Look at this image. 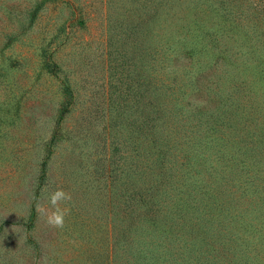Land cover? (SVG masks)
<instances>
[{"label":"trees","instance_id":"1","mask_svg":"<svg viewBox=\"0 0 264 264\" xmlns=\"http://www.w3.org/2000/svg\"><path fill=\"white\" fill-rule=\"evenodd\" d=\"M71 5L67 26L85 13ZM144 12L113 48L130 66L110 125L127 130L111 160L115 264H264V0H146ZM67 80L60 116L75 102Z\"/></svg>","mask_w":264,"mask_h":264},{"label":"rangeland","instance_id":"2","mask_svg":"<svg viewBox=\"0 0 264 264\" xmlns=\"http://www.w3.org/2000/svg\"><path fill=\"white\" fill-rule=\"evenodd\" d=\"M145 1L0 0V264L117 262L111 160L127 130L110 125L130 66L122 70L113 48L129 43L126 23L145 15ZM71 4L85 13L67 26ZM175 59L180 66L187 61ZM48 61L63 69L50 72ZM65 78L75 102L60 116ZM57 189L71 194L60 203L70 212L59 229L38 211L51 208Z\"/></svg>","mask_w":264,"mask_h":264},{"label":"clouds","instance_id":"3","mask_svg":"<svg viewBox=\"0 0 264 264\" xmlns=\"http://www.w3.org/2000/svg\"><path fill=\"white\" fill-rule=\"evenodd\" d=\"M70 200V193L65 192L63 189H57L49 197L50 209L47 207H38V211L43 215L45 223L48 226L58 229L64 227L65 217L70 212V209L67 207L61 208L60 203Z\"/></svg>","mask_w":264,"mask_h":264}]
</instances>
